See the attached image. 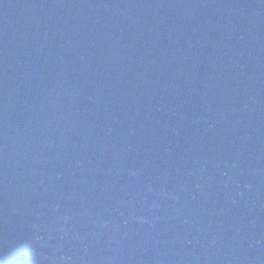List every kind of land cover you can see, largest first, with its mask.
I'll return each mask as SVG.
<instances>
[{
	"label": "water",
	"instance_id": "95a60500",
	"mask_svg": "<svg viewBox=\"0 0 264 264\" xmlns=\"http://www.w3.org/2000/svg\"><path fill=\"white\" fill-rule=\"evenodd\" d=\"M0 264H264V0H0Z\"/></svg>",
	"mask_w": 264,
	"mask_h": 264
}]
</instances>
